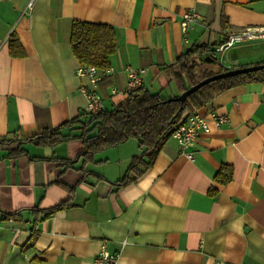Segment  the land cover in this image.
<instances>
[{
	"label": "crops",
	"instance_id": "1",
	"mask_svg": "<svg viewBox=\"0 0 264 264\" xmlns=\"http://www.w3.org/2000/svg\"><path fill=\"white\" fill-rule=\"evenodd\" d=\"M27 2L0 0V139H26L84 112L83 88L92 87L76 74L74 20L115 30L116 49L94 88L105 110L127 96V66L143 69L142 85L177 94L164 67L195 43L212 47L225 67L264 62L222 56L264 38L216 51L231 35L264 29V0H34L30 11ZM191 10L198 18L184 32ZM196 110L209 131L187 147L169 137L121 186L141 150L135 138L85 161L79 138L27 141L14 158L0 146V264H94L103 246L119 253L117 264H264V80L224 89ZM212 111L227 122L216 126ZM222 165L232 169L226 183L216 180Z\"/></svg>",
	"mask_w": 264,
	"mask_h": 264
},
{
	"label": "trees",
	"instance_id": "2",
	"mask_svg": "<svg viewBox=\"0 0 264 264\" xmlns=\"http://www.w3.org/2000/svg\"><path fill=\"white\" fill-rule=\"evenodd\" d=\"M9 41L11 53H16L14 43ZM226 41V40H225ZM72 52L81 65H94L98 69L109 67V56L116 49L115 30L107 23H96L74 20L70 31ZM215 57L206 61V56ZM176 89L177 94H161L160 90H152L139 85L130 91L125 99L109 110L103 109L96 115L85 112L71 122L62 123L56 127L46 128L40 133L26 139L18 137L0 139V146L7 155L16 157L25 154L23 144L32 141L40 145H53L70 138L82 141L85 160L92 158L95 152L119 145L129 138H135L140 151L134 154L127 172L118 180V186L132 181L143 168L149 166L164 142L197 108L208 104L216 95L234 86L246 84L254 80H264V69L240 73L212 80L190 93L185 101H167L168 97L176 96L184 89L199 80L224 71L227 67L221 65L215 50L205 43H195L176 57L173 63L164 67ZM79 123L78 133L61 132L64 126ZM130 174L133 176L131 177ZM232 169L222 165L216 175V180L226 183L231 179ZM65 202L55 204L45 211L52 213L65 206Z\"/></svg>",
	"mask_w": 264,
	"mask_h": 264
},
{
	"label": "built area",
	"instance_id": "3",
	"mask_svg": "<svg viewBox=\"0 0 264 264\" xmlns=\"http://www.w3.org/2000/svg\"><path fill=\"white\" fill-rule=\"evenodd\" d=\"M33 6L34 0H28L26 4V10L30 11ZM197 18L198 13L196 11H186L183 14L182 18V30L185 32L186 29ZM255 38H264V29H246L243 32H240V34L231 35L226 41L216 47V51L222 53L226 48L232 46L237 42H240L245 39ZM126 71L127 84L125 90L123 91L127 95L134 88L141 85V74L143 69L127 66ZM76 74L79 76L86 77L88 80V85L92 87L83 88V91L86 93L87 97L86 105H84V112L90 115H96L100 113L103 110V99L97 92H95L96 90L94 88L97 86L98 82L102 78L101 72L94 65H78V67L76 68ZM112 91L115 92V89H113ZM210 118L216 126L227 122L226 114H220L216 111H212V113H210ZM209 129L210 125L207 120V117L195 110L192 114L185 118V120L177 128H174L170 137L174 138L181 147H187L193 144L196 136L200 131H209ZM98 252L99 253L93 260L94 264H117L119 253L110 252L104 246Z\"/></svg>",
	"mask_w": 264,
	"mask_h": 264
},
{
	"label": "water",
	"instance_id": "4",
	"mask_svg": "<svg viewBox=\"0 0 264 264\" xmlns=\"http://www.w3.org/2000/svg\"><path fill=\"white\" fill-rule=\"evenodd\" d=\"M214 59H215V57H211L209 55L205 57L206 61H212ZM218 60H219V63L222 65L221 58L219 56H218ZM261 69H264V62L245 65V66L227 67L226 70L220 71L217 73H213L212 75L210 74V76H207V77L199 80L197 83H195V84L189 86L188 88L184 89V91H182L178 95L168 97L166 100L167 101L174 100V101L182 102V101H185L186 97L190 93H192L193 91L198 89V87H200V86H202V85H204V84H206L212 80L222 78V77L232 76V75H236V74H240V73L261 70Z\"/></svg>",
	"mask_w": 264,
	"mask_h": 264
},
{
	"label": "rangeland",
	"instance_id": "5",
	"mask_svg": "<svg viewBox=\"0 0 264 264\" xmlns=\"http://www.w3.org/2000/svg\"><path fill=\"white\" fill-rule=\"evenodd\" d=\"M223 60H229L234 57L242 58L245 57H258L264 56V45L256 44V45H236L222 53Z\"/></svg>",
	"mask_w": 264,
	"mask_h": 264
}]
</instances>
